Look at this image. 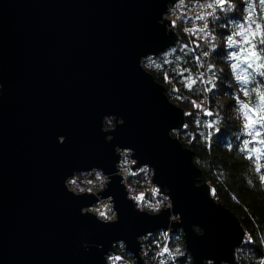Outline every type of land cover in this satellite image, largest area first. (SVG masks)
I'll return each mask as SVG.
<instances>
[{
	"label": "water",
	"instance_id": "water-1",
	"mask_svg": "<svg viewBox=\"0 0 264 264\" xmlns=\"http://www.w3.org/2000/svg\"><path fill=\"white\" fill-rule=\"evenodd\" d=\"M165 11L161 0H0V264H105L113 241L138 253V235L168 227L169 212L134 210L119 177L102 193L115 197L118 223L81 215L95 197L70 193L65 178L93 167L116 171L117 145L134 148L141 164L156 168L155 182L171 189L183 216L173 228L184 227L195 264L232 260L245 228L209 199L193 151L168 136L185 123L184 109L139 67L142 56L180 38L157 23ZM109 114L125 124L105 133Z\"/></svg>",
	"mask_w": 264,
	"mask_h": 264
},
{
	"label": "clouds",
	"instance_id": "clouds-1",
	"mask_svg": "<svg viewBox=\"0 0 264 264\" xmlns=\"http://www.w3.org/2000/svg\"><path fill=\"white\" fill-rule=\"evenodd\" d=\"M166 11L157 23L165 35L180 37L158 55L149 53L139 60L140 69L163 76L168 86L166 99L190 105L182 120L193 115L195 131L187 123L172 127L168 136L173 141L187 144L197 141L207 152V158L192 156L191 163L199 171L211 169L217 183L225 186L230 173L223 165L213 168V145L222 130H227L222 149L244 162L240 178L253 192L264 193V0H161ZM186 38V39H185ZM222 55H218L220 50ZM223 61L225 68L216 63ZM153 78V77H152ZM165 89V88H164ZM183 89V92L181 91ZM3 84L0 83V96ZM115 124V127L109 126ZM125 120L115 114L102 118V131L114 132ZM181 128L187 130L181 134ZM176 139H173V137ZM65 136L58 137L60 144ZM112 135L106 136L111 142ZM119 157L116 171L108 173L102 168L75 170L64 180L65 188L77 197L90 195L95 202L81 209V215H91L102 224L119 221L115 197L102 195L115 177L126 192V199L134 210L155 218L169 212L167 228L148 231L136 237L139 252H132L126 240L112 242L104 254L105 264H195V258L183 243L187 236L183 216L175 211L171 189L156 183L157 170L149 163L141 164L136 150L117 145ZM204 179V177H203ZM201 180L197 177V183ZM196 183V187H197ZM199 188V187H197ZM208 197L217 206L216 187L208 185ZM234 203L240 204L237 195L229 192ZM247 212L248 209L245 208ZM255 235L243 230L241 242L233 247L232 260L221 259L219 264H264V230L253 218ZM193 225V229H194ZM240 226V225H239ZM242 227V226H240ZM194 231V230H193ZM196 234L197 232L194 231ZM151 241V243H149ZM86 249L89 245H84ZM103 250L104 245H95ZM202 264H217L216 259L205 258Z\"/></svg>",
	"mask_w": 264,
	"mask_h": 264
},
{
	"label": "trees",
	"instance_id": "trees-1",
	"mask_svg": "<svg viewBox=\"0 0 264 264\" xmlns=\"http://www.w3.org/2000/svg\"><path fill=\"white\" fill-rule=\"evenodd\" d=\"M180 37H183V33H180ZM186 39V38H185ZM223 50L221 49L218 55H222ZM216 63L220 64L225 68L227 72V65L223 63L221 60H217ZM157 81L165 85L163 76L157 73H152ZM166 93L168 86L165 85ZM183 92V89H181ZM178 106L183 107L185 110H191L190 105L185 103H180L174 99H171ZM184 110V111H185ZM194 118L195 112L190 117L185 119V123L190 126L192 131H195L194 127ZM187 130L181 129V134H186ZM227 130H222L221 134H219L218 141L213 145V156L210 158L213 168L217 167V165H223L224 169H226L230 173V179L226 183L227 191L225 190V186H221L217 183L215 176L212 174L211 169H203L202 172L205 175L209 185L214 186L218 190V195L216 197L217 201H221L224 205L230 209L237 219L241 222L245 229L252 231L253 235H255V227L253 225V218L256 219V222L261 226V230H264V193L253 192L250 191L243 183L240 178V171L244 167V162L242 160L235 159L232 155L224 151L220 145V143H224L225 136H227ZM182 143L190 148L193 151V156H200L202 158H207V152L202 145H200L197 141H199V136H197V141H194L192 144H187L184 140H181ZM220 142V143H219ZM229 192H232L237 195L238 199L241 201L240 204H236L232 201ZM245 208L248 211H245ZM201 232L199 228H196ZM151 243V241H149ZM183 243L186 245V240L184 239ZM179 264H186V259L181 258L179 260Z\"/></svg>",
	"mask_w": 264,
	"mask_h": 264
},
{
	"label": "rangeland",
	"instance_id": "rangeland-1",
	"mask_svg": "<svg viewBox=\"0 0 264 264\" xmlns=\"http://www.w3.org/2000/svg\"><path fill=\"white\" fill-rule=\"evenodd\" d=\"M165 86V85H164ZM171 100V99H170ZM173 102V101H172ZM181 107V106H180ZM183 108V107H182ZM184 109V108H183ZM185 110V109H184ZM115 127V124L109 126V128Z\"/></svg>",
	"mask_w": 264,
	"mask_h": 264
}]
</instances>
